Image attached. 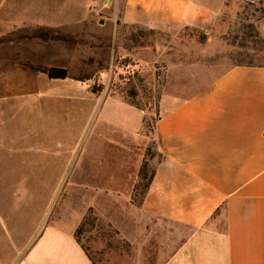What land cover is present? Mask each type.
I'll return each instance as SVG.
<instances>
[{"label":"crops","instance_id":"obj_1","mask_svg":"<svg viewBox=\"0 0 264 264\" xmlns=\"http://www.w3.org/2000/svg\"><path fill=\"white\" fill-rule=\"evenodd\" d=\"M227 1L124 0L119 21L168 33L213 27ZM69 5L0 0V264H95L74 235L89 209L114 227L128 264H264V64H234L201 84L190 75L198 88L160 96V158L133 201L150 142L143 113L119 103L121 123L99 116L102 94L58 89L33 61L70 48V24L54 26L55 8ZM255 29L264 51V16ZM56 181L70 186L52 219Z\"/></svg>","mask_w":264,"mask_h":264},{"label":"rangeland","instance_id":"obj_2","mask_svg":"<svg viewBox=\"0 0 264 264\" xmlns=\"http://www.w3.org/2000/svg\"><path fill=\"white\" fill-rule=\"evenodd\" d=\"M99 2L71 0V5L61 12H56L55 8L56 29L63 25L66 29L70 24L71 37L67 38L70 48L56 44L52 51L34 54L33 61H38L39 73L46 75L48 69L41 67L45 64L68 67L66 77L57 80L58 89H72L76 84L81 91L94 90L102 94L99 116L105 115L121 123L125 116L118 110L119 103L134 104L144 115L142 130L150 134L149 175L160 158L154 127L158 101L163 93H184L192 87L190 75L198 76L196 81L201 84L234 64H264L262 44L255 39L256 21L264 16V0H228L227 15L213 27H188L170 33L122 24L119 20L124 0ZM175 46L186 47L192 52L176 54ZM186 60L197 61V69H179L178 62ZM181 79L187 80L185 84L189 86H175ZM198 87L199 84L192 88ZM113 101L114 112L108 111ZM71 129L75 132L77 126ZM74 132L67 144L75 142ZM78 148L79 145L72 150V155ZM54 184L56 203L50 214L52 219L70 186L65 181ZM141 197V188H138L136 199L139 201ZM104 201L96 203L108 207ZM96 217L94 224L78 236L90 259L95 264H128L126 244L118 238L110 223Z\"/></svg>","mask_w":264,"mask_h":264},{"label":"trees","instance_id":"obj_3","mask_svg":"<svg viewBox=\"0 0 264 264\" xmlns=\"http://www.w3.org/2000/svg\"><path fill=\"white\" fill-rule=\"evenodd\" d=\"M250 28H253V27L250 26ZM255 39L256 40H260V42H261V39L259 38V35H258L257 31L255 33ZM47 74L51 78H65L66 74H67V71L64 68L52 67V68L48 69ZM130 104L134 105L132 103H130ZM143 122H145V121H143ZM150 147H151V145H149L147 150H146V153H145L144 159H143V163H142V165L140 167V170H139V173H138L137 183H136V185L134 187V193H133V196H132V200L133 201L136 200L138 188H141V195H143L145 190L149 186V183H150L151 179H152L153 171L149 175H148V172H147V165H148L147 157L150 155ZM96 219H97V217L93 214L92 210L89 209L87 211V213L84 215L82 221L80 222V224L78 225V227H77V229L75 231L74 235H75V237H76L78 242H79L78 236L80 234H82L83 232H85L87 226L93 225L94 222L96 221ZM98 222L99 221H97V224H99ZM81 247L83 248L82 245H81Z\"/></svg>","mask_w":264,"mask_h":264}]
</instances>
